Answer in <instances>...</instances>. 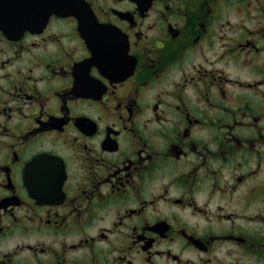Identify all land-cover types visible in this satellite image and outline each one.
Here are the masks:
<instances>
[{
  "label": "flooded vegetation",
  "instance_id": "obj_1",
  "mask_svg": "<svg viewBox=\"0 0 264 264\" xmlns=\"http://www.w3.org/2000/svg\"><path fill=\"white\" fill-rule=\"evenodd\" d=\"M0 264H264V0H0Z\"/></svg>",
  "mask_w": 264,
  "mask_h": 264
}]
</instances>
